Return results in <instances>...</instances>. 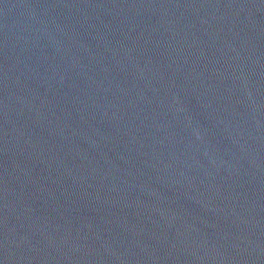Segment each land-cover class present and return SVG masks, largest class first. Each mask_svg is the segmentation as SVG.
Returning a JSON list of instances; mask_svg holds the SVG:
<instances>
[{
	"label": "water",
	"instance_id": "95a60500",
	"mask_svg": "<svg viewBox=\"0 0 264 264\" xmlns=\"http://www.w3.org/2000/svg\"><path fill=\"white\" fill-rule=\"evenodd\" d=\"M264 263V0H0V264Z\"/></svg>",
	"mask_w": 264,
	"mask_h": 264
}]
</instances>
